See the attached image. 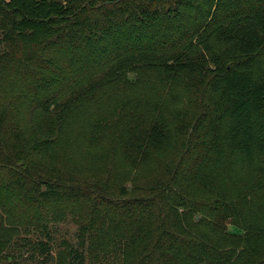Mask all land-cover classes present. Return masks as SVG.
Instances as JSON below:
<instances>
[{"label":"trees","instance_id":"trees-1","mask_svg":"<svg viewBox=\"0 0 264 264\" xmlns=\"http://www.w3.org/2000/svg\"><path fill=\"white\" fill-rule=\"evenodd\" d=\"M67 219L57 264H264V0H0V263Z\"/></svg>","mask_w":264,"mask_h":264},{"label":"rangeland","instance_id":"rangeland-1","mask_svg":"<svg viewBox=\"0 0 264 264\" xmlns=\"http://www.w3.org/2000/svg\"><path fill=\"white\" fill-rule=\"evenodd\" d=\"M76 228L77 227L72 219H67L60 224L52 225L51 233L55 241V249L53 252V258L49 264H57L56 254L63 241H70L73 244L76 242ZM39 236L40 235H25L23 238H17L15 242L16 249L13 244H10V250L6 252V255H10V251L13 248L12 254L14 256V260L7 256L9 257V262L5 260L0 264H43L41 256L33 250L34 240H36ZM87 263L90 264L91 261L87 260Z\"/></svg>","mask_w":264,"mask_h":264}]
</instances>
